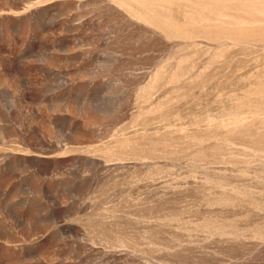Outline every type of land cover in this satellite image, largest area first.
I'll return each instance as SVG.
<instances>
[{
  "label": "rangeland",
  "instance_id": "obj_1",
  "mask_svg": "<svg viewBox=\"0 0 264 264\" xmlns=\"http://www.w3.org/2000/svg\"><path fill=\"white\" fill-rule=\"evenodd\" d=\"M0 264H264V0H0Z\"/></svg>",
  "mask_w": 264,
  "mask_h": 264
}]
</instances>
